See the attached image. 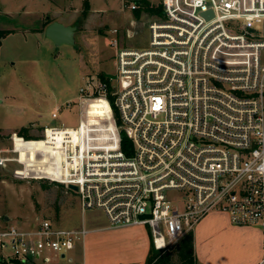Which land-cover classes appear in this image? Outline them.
<instances>
[{"label": "built area", "instance_id": "built-area-1", "mask_svg": "<svg viewBox=\"0 0 264 264\" xmlns=\"http://www.w3.org/2000/svg\"><path fill=\"white\" fill-rule=\"evenodd\" d=\"M159 4L144 47L113 41L116 85L99 88L108 109L103 117L87 112L75 128L44 127L27 164L39 162L42 177L76 186L82 213L101 211L108 229L146 227L161 253L210 214L257 227L264 264V0ZM88 91L91 82L78 102ZM113 108L118 124H109ZM60 111L54 108L51 118ZM94 122L113 130L99 136ZM87 234L83 225L60 228L48 219L26 230L0 224V260L56 264Z\"/></svg>", "mask_w": 264, "mask_h": 264}, {"label": "rangeland", "instance_id": "rangeland-1", "mask_svg": "<svg viewBox=\"0 0 264 264\" xmlns=\"http://www.w3.org/2000/svg\"><path fill=\"white\" fill-rule=\"evenodd\" d=\"M139 1L142 4L138 7L143 3L157 5L160 0ZM132 2L0 0V29L10 32L0 46L1 158L8 156L11 138L16 137L20 129L26 128L27 136L30 134L38 139L44 127L75 128L80 116L84 121L87 109L94 101L90 109L92 117H103L107 106L104 101L96 100L102 85L108 88L116 85L114 79L105 76L115 74L114 39L118 48H141L147 43V27L152 18L142 11L140 17H135L129 9ZM46 21L76 25L75 44L55 46L45 36ZM114 30L115 35L112 34ZM89 82L93 83V91H88V95L78 102L80 89ZM66 102H72L68 110L62 107ZM56 107L61 111L58 118L53 119L51 111ZM113 115L114 122L111 120L109 124H117L116 115ZM102 117L99 120H103ZM91 125L102 128L95 129L99 136L111 132L109 128L105 129L108 125L103 122ZM17 136L24 139L23 135ZM34 142L30 140L31 144ZM22 167L17 168L9 162L0 165V219L6 216L10 224L20 229H30L27 226L35 225L41 219H48L60 228H77L83 224L85 229L94 230L107 225L99 210L82 213L76 191L49 181L35 171L19 177L16 170ZM131 243L132 238L125 232H93L55 263L68 264L67 259L71 256L81 262L86 256L92 264L93 256H98V264H119V256H129ZM9 252L7 249L2 253Z\"/></svg>", "mask_w": 264, "mask_h": 264}, {"label": "crops", "instance_id": "crops-1", "mask_svg": "<svg viewBox=\"0 0 264 264\" xmlns=\"http://www.w3.org/2000/svg\"><path fill=\"white\" fill-rule=\"evenodd\" d=\"M40 133H42V131ZM15 136L16 137L11 138V145L7 150L8 156L6 158H13L16 159V161L9 163L15 164L17 168L22 167L23 165L22 169L16 170L19 173V177L34 171L40 173L42 168L41 164L39 162L34 165L27 164V160L31 156L30 140H33V142L38 141L41 134L38 136V139L32 138L30 134L28 136L26 135L28 137H24L26 140L19 138L17 134H15ZM5 217L0 219V224L12 225L9 223V219L4 221ZM36 225L37 224L27 227L33 228ZM97 231H108L111 233L125 232L132 238L131 255L119 256V264H146L151 249H154L151 244L149 231L146 227L142 228L139 226L108 229L106 225L103 228L88 230L86 237ZM191 233H193V254L195 264H258L262 259V231L257 227L232 226L225 215L210 214L206 216L196 225ZM69 259L77 260L74 256H71ZM96 260L98 261V256H93L92 264H98L96 263ZM113 261L115 262L118 260ZM81 262L83 264H90L87 261L86 256H83ZM114 264H117V262Z\"/></svg>", "mask_w": 264, "mask_h": 264}, {"label": "trees", "instance_id": "trees-1", "mask_svg": "<svg viewBox=\"0 0 264 264\" xmlns=\"http://www.w3.org/2000/svg\"><path fill=\"white\" fill-rule=\"evenodd\" d=\"M135 3L137 5V8L133 11V13H135V17H140L141 11L149 17H153L155 15L156 16L161 15L160 4L151 5L148 3H143L142 6L138 7V5L142 4L141 1L136 0ZM45 23L47 26L50 22L46 21ZM9 33H10L9 31L0 29V46L2 39L6 37ZM110 101H112L111 98ZM94 103L95 101L92 102L90 104V107L87 109V112L90 117H92L90 113V109L93 107ZM107 110L108 109L106 108L104 112H107ZM113 112L116 115L114 108H113ZM108 128L110 130H113V127L111 125H108ZM26 132L27 129L23 128L20 129V131L17 132V134L19 136L23 135V137L28 138L25 134ZM121 135L123 136L121 139V149L128 153L127 148L129 147V140L125 137L123 133H121ZM16 264H25V263L17 262ZM146 264H195L194 254H193V233H189L185 235L171 251L161 253L152 248L149 257L147 258Z\"/></svg>", "mask_w": 264, "mask_h": 264}, {"label": "water", "instance_id": "water-1", "mask_svg": "<svg viewBox=\"0 0 264 264\" xmlns=\"http://www.w3.org/2000/svg\"><path fill=\"white\" fill-rule=\"evenodd\" d=\"M131 1L135 2L136 0H131ZM76 29H77L76 25H64L59 22L52 21L45 27L44 32H45V36L50 41H52V43L55 46H60L63 44L74 45ZM105 76L110 79H115V75L105 74ZM68 189L72 191H77L76 186L73 185H69ZM7 220L8 218L5 217L4 221Z\"/></svg>", "mask_w": 264, "mask_h": 264}, {"label": "bare ground", "instance_id": "bare-ground-1", "mask_svg": "<svg viewBox=\"0 0 264 264\" xmlns=\"http://www.w3.org/2000/svg\"><path fill=\"white\" fill-rule=\"evenodd\" d=\"M98 100H100V99H97L96 101H98ZM101 101H104V100H101ZM105 102V101H104ZM106 104V103H105ZM107 106V105H106Z\"/></svg>", "mask_w": 264, "mask_h": 264}]
</instances>
